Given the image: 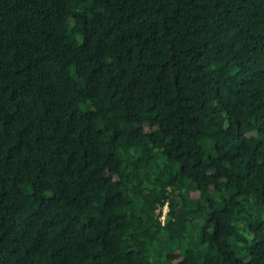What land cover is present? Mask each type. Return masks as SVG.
<instances>
[{
  "label": "trees",
  "instance_id": "obj_1",
  "mask_svg": "<svg viewBox=\"0 0 264 264\" xmlns=\"http://www.w3.org/2000/svg\"><path fill=\"white\" fill-rule=\"evenodd\" d=\"M0 264H264V0H0Z\"/></svg>",
  "mask_w": 264,
  "mask_h": 264
},
{
  "label": "rangeland",
  "instance_id": "obj_2",
  "mask_svg": "<svg viewBox=\"0 0 264 264\" xmlns=\"http://www.w3.org/2000/svg\"><path fill=\"white\" fill-rule=\"evenodd\" d=\"M166 207L164 206V209H165ZM162 218H163V216H162Z\"/></svg>",
  "mask_w": 264,
  "mask_h": 264
},
{
  "label": "built area",
  "instance_id": "obj_3",
  "mask_svg": "<svg viewBox=\"0 0 264 264\" xmlns=\"http://www.w3.org/2000/svg\"><path fill=\"white\" fill-rule=\"evenodd\" d=\"M166 208L164 209V212H165Z\"/></svg>",
  "mask_w": 264,
  "mask_h": 264
}]
</instances>
